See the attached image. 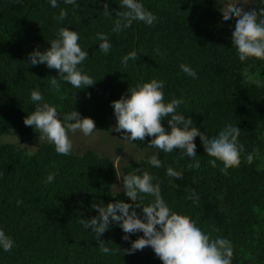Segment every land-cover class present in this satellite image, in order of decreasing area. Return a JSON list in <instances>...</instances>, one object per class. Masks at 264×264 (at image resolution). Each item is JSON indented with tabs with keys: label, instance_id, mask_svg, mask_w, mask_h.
Returning a JSON list of instances; mask_svg holds the SVG:
<instances>
[{
	"label": "trees",
	"instance_id": "1",
	"mask_svg": "<svg viewBox=\"0 0 264 264\" xmlns=\"http://www.w3.org/2000/svg\"><path fill=\"white\" fill-rule=\"evenodd\" d=\"M143 3L158 21L153 26L134 22L114 32L120 0H77L76 5L58 0L56 8L49 0H0V227L15 240L11 252L0 249V264H163L150 246L128 251L142 232L126 234L113 223L96 240L81 222L98 215L93 204L120 200L135 206L125 190L114 191V161L93 149L59 155L52 143L31 152L26 144L39 130L24 123L36 107L31 92L39 88L44 101L62 115L77 111L92 118L97 130L109 131L116 119L112 102L151 79L165 82V102L183 98L177 111L191 118L201 135L210 139L226 124L240 128L245 153L240 166L225 173L220 161L215 167L209 162L214 158L200 137L195 141L198 156L192 159L178 149L165 153L150 148L151 137L146 136L134 142L145 151L144 158L124 168L125 175L150 172L173 211L195 220L213 238L232 241V264H264V60H239L232 45L236 21L229 26L223 20V0ZM105 4L112 16L106 15ZM62 9L68 15L59 21ZM253 10H264V0H255L247 9ZM62 27L79 33V43L89 53L82 67L97 80L93 86L76 89L58 70L30 66L29 54L50 48ZM98 33L112 43L107 55L99 51ZM133 50L139 59L125 67L122 58ZM182 63L196 71V79L181 71ZM170 118L161 122L169 130ZM10 135L18 142L5 140ZM249 153L254 154L251 164L246 160ZM154 154L160 168L149 163ZM169 167L182 172V179L169 177ZM52 172L56 179L48 184ZM196 197L198 203H193ZM151 201L144 196V205ZM136 211L143 215L142 206ZM125 235L130 239H123ZM101 241L109 254L100 251Z\"/></svg>",
	"mask_w": 264,
	"mask_h": 264
},
{
	"label": "clouds",
	"instance_id": "2",
	"mask_svg": "<svg viewBox=\"0 0 264 264\" xmlns=\"http://www.w3.org/2000/svg\"><path fill=\"white\" fill-rule=\"evenodd\" d=\"M51 7H58V0H49ZM246 0H223V20L231 26L235 23L232 33V45L235 46L239 60L244 62L248 58L264 60V10L244 11L237 5ZM65 5H76L77 0H64ZM121 10L116 13L114 32H121L130 28L134 22H142L147 26H153L158 17L148 10L143 0H120ZM106 15L112 16L105 4ZM68 15L66 9H62L58 16L63 21ZM99 51L109 54L112 43L109 36L98 33ZM80 35L70 27H62L57 32V38L50 43V48L41 52L38 49L29 54L30 66L40 64L49 69L58 70L59 77L73 88L84 89L93 86L97 80L87 74L82 65L88 59L89 53L79 43ZM136 50L131 51L122 58L121 63L127 67L129 60L139 59ZM159 54V51H158ZM180 69L187 76L197 78L196 71L187 64H181ZM259 85V81H255ZM52 84H56L53 79ZM165 82L151 79L148 82L137 83L128 88L127 92L119 100L112 102V108L116 118L114 131L121 133L123 140L135 142L144 141L145 137H151L148 147L159 149L165 153H171L178 149L189 158L195 159L197 148L195 141L200 137L207 155L214 159L209 162L213 167L216 162L223 164L227 173L228 169L239 167L242 155L245 153L243 143L239 141L241 129L236 125L226 124L218 135H201L199 129L193 126L191 118L179 113L177 109L184 103L183 98H172L165 102ZM31 101L36 105L34 111L27 115L24 123L39 130V138L52 143L59 155H70L73 151L71 134L76 132L84 136H92L96 130L95 121L90 117H82L77 111L61 114L57 108L44 101V96L39 88L31 92ZM170 127L166 129L162 121L166 117ZM62 117V119L60 118ZM31 154V153H30ZM246 160L251 164L254 154L246 155ZM149 163L155 167L162 166L157 154L151 156ZM167 175L176 179H182L183 173L172 167L167 169ZM56 179V173H49L46 183L51 184ZM148 171L142 175H128L123 178V187L126 195L132 203L117 200L106 206L93 204L98 212L90 220L82 219L85 229H90L96 234V240L100 239L110 227L116 223L126 234L142 232L143 235L131 242L128 250L134 253L150 246L163 264H232L234 255L233 243L230 239L216 236L215 238L201 227L195 220L173 211L161 194L159 182ZM151 196L152 201L144 205V196ZM140 200L141 203H137ZM193 203H198L196 197ZM21 203L18 201V204ZM142 206L143 215H139L136 208ZM158 226V227H157ZM129 240V235L123 237ZM106 243H99L100 251L110 253ZM15 246V240L0 227V249L11 252Z\"/></svg>",
	"mask_w": 264,
	"mask_h": 264
},
{
	"label": "rangeland",
	"instance_id": "3",
	"mask_svg": "<svg viewBox=\"0 0 264 264\" xmlns=\"http://www.w3.org/2000/svg\"><path fill=\"white\" fill-rule=\"evenodd\" d=\"M247 4L241 3L237 7H242L244 11L251 8L255 0H246ZM117 121L114 120L113 126L109 131H99L97 130L92 136H84L79 131L75 134H71V139L73 142V150L82 154L87 150L93 149L97 151L100 155L111 158L118 170V178L115 186V192L124 191L123 178L126 177L124 168L129 165H133L140 162L145 155V151L137 146L134 142H129L123 140L121 133L114 131ZM5 140L18 142L17 138L10 135ZM43 143H49L45 140H41L39 136L33 141L26 144L31 152H35ZM21 146V143H18ZM24 146V145H22Z\"/></svg>",
	"mask_w": 264,
	"mask_h": 264
}]
</instances>
